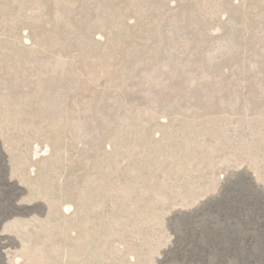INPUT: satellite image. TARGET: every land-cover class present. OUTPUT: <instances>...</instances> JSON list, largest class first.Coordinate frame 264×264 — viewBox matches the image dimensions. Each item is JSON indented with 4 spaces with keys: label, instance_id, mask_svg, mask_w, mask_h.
Returning <instances> with one entry per match:
<instances>
[{
    "label": "rangeland",
    "instance_id": "rangeland-1",
    "mask_svg": "<svg viewBox=\"0 0 264 264\" xmlns=\"http://www.w3.org/2000/svg\"><path fill=\"white\" fill-rule=\"evenodd\" d=\"M257 254L264 0H0V264Z\"/></svg>",
    "mask_w": 264,
    "mask_h": 264
},
{
    "label": "bare ground",
    "instance_id": "bare-ground-1",
    "mask_svg": "<svg viewBox=\"0 0 264 264\" xmlns=\"http://www.w3.org/2000/svg\"><path fill=\"white\" fill-rule=\"evenodd\" d=\"M256 178V177H255ZM237 258V257H236ZM238 261L241 259V264H264V254L262 255H254L253 257H242V258H237ZM244 259V260H243Z\"/></svg>",
    "mask_w": 264,
    "mask_h": 264
}]
</instances>
